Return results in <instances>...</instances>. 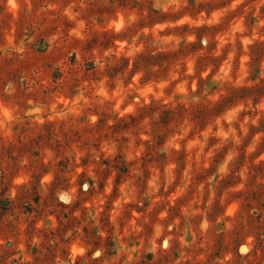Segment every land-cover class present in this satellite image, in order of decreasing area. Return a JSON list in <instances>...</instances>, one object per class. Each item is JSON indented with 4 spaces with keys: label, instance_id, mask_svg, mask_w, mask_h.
Returning a JSON list of instances; mask_svg holds the SVG:
<instances>
[{
    "label": "clouds",
    "instance_id": "1",
    "mask_svg": "<svg viewBox=\"0 0 264 264\" xmlns=\"http://www.w3.org/2000/svg\"><path fill=\"white\" fill-rule=\"evenodd\" d=\"M97 3L98 0H0V8L13 16L20 11L21 4L30 13L35 10L50 29L49 43L53 47L63 48L71 41L73 51L87 53L75 69L61 67L62 80L52 82L46 76L42 78L40 72L23 71L19 88L0 93L3 138L8 145H16L18 137L26 143L46 125L57 130V139H61V129L67 132L70 128L80 131L83 139L89 138L83 130L90 129L94 138L102 113L109 117L103 125L107 132L119 121L138 118L152 106L172 111L182 106L183 116L169 125L166 140L158 149L166 154L167 161L162 170L148 165L146 178L140 163L145 143L153 142L150 118L145 115L142 120L137 119L136 127L117 136L128 138L123 152L131 164L129 175L119 183L118 194L112 198L116 176L113 172L105 181L103 192H97L86 204L88 209H94L91 219L97 234L115 240L114 255H106L104 264H141L145 253H152L157 264H264V249L258 247V236L264 239V228L255 229L240 219L244 197L264 192V174L257 175L255 171L264 166V130L249 135L251 129H260L264 122V97L255 104L253 98L237 99L202 128L189 115L197 106L211 111L224 101L230 89L246 86L250 49L264 44V0H150V10L157 17L151 23L147 19L149 9L112 11L106 18L91 11ZM5 31L0 29V66L19 69L29 59L31 41L26 44L24 39H17L14 30H8L5 36ZM197 34L208 46L193 52L190 47L197 43ZM94 38L95 43L85 50ZM181 45L183 54L170 63L134 70L137 58L146 48L177 53ZM85 59L93 65L91 75L81 69ZM122 61H127L122 74L110 76V71ZM209 79L217 88L201 91L202 82ZM81 117H85L83 122ZM20 128L27 130L26 135L20 136ZM37 151L40 168L46 169L39 177L45 193L56 180L57 162L65 156L74 158L69 164L71 171L65 174L64 190L76 200L80 175L86 173L95 181L97 165L93 161L101 153L105 159L115 156L117 144L112 139H101L96 149L84 147L82 140L62 149L61 156L45 145ZM89 152L88 165L81 166V159ZM221 152L222 160L214 164ZM242 152L243 162L237 166ZM180 153L184 155L182 168L176 159ZM7 164L0 160V168ZM32 164L30 156L18 159L11 177L15 186L31 181ZM213 166L214 171L209 174ZM208 175L213 177L211 181ZM137 178L143 180L142 194ZM228 180L231 183L225 185ZM145 198L147 208H143ZM214 208H219V212L214 213ZM170 209H177L178 214L171 215ZM101 214L106 217L110 233L100 224ZM48 219L54 230V217ZM14 223L16 264H40L42 245L51 244L41 235L43 220L33 225L30 239L25 235L27 222L21 218ZM168 223L185 226L178 233H168ZM75 232L76 235L68 232L65 240L69 247L48 264L83 262L87 242L79 228ZM237 235L244 237L246 257L238 256L234 250ZM33 247L39 250L36 255ZM174 251L179 252L178 259L172 255Z\"/></svg>",
    "mask_w": 264,
    "mask_h": 264
},
{
    "label": "rangeland",
    "instance_id": "2",
    "mask_svg": "<svg viewBox=\"0 0 264 264\" xmlns=\"http://www.w3.org/2000/svg\"><path fill=\"white\" fill-rule=\"evenodd\" d=\"M149 9V15L147 17L149 23L155 21L157 17L150 10V0H98L97 4L93 5L91 11L94 14L103 15L107 18L108 14L112 11H132L137 10L141 12H147ZM255 23V18H253ZM59 21L56 22L59 27ZM43 26V27H42ZM0 29H5L4 35H8V30H14L17 39H24L29 44V59L24 62L21 67L12 68L6 64L0 66V93L10 91L13 88H19L21 86L22 72L23 71H37L47 77L52 82L62 80L64 78V72L61 71V67L70 66L76 68L80 63V59H84L87 56L83 50L73 51L71 41L63 48L53 47L49 43V27L44 25L43 18L36 15L35 10L31 13L25 9L21 4L20 11L17 15L5 11L0 8ZM67 31V30H65ZM95 43V38L92 43L86 46L90 48ZM106 45V41L103 42ZM163 46V45H162ZM207 43L203 41V37L197 34V43L190 47L191 51H196L199 47H207ZM51 49V51H50ZM183 45H181V51L177 53H168L157 51L156 47H148L145 53L137 58L136 67H142L148 69L156 65L168 64L178 55L183 54ZM250 62L247 66V77L245 87L234 88L229 90L228 96L218 104L214 109L209 111L207 108L197 106L190 113L191 119L199 126L204 127L213 115L219 114L223 109L234 102L237 99L253 98L255 104L260 97H264V44H256L250 49ZM204 61H208V58H204ZM214 63V61H211ZM91 61L85 59L81 69L85 74L91 75L94 71ZM127 61H122L121 65L113 68L109 75L114 76L117 73L122 74L123 68L126 67ZM35 79V77H33ZM207 88L209 91H214L217 85L210 79L202 82L200 90ZM156 113H159L156 119H151ZM184 110L182 106H178L175 111L170 109H160L157 106H152L147 110H143V114L138 118H129L127 121L121 120L117 124L109 127L107 132H104L103 125L106 119L109 117L106 113H102V119L99 121L96 128V135L93 138L92 130H83L88 139H83L81 132L75 129H68L67 132L62 129L59 132L61 139H57V130L52 126H45L40 132L28 139V141L21 142L17 140L16 145H8L7 141L3 138V134L0 133V160H6L7 166L0 168V240L3 244H0V264H16V251L15 245L17 243V231L14 222L20 221L23 218L27 222V228L25 229V235L31 238L33 233V225L40 220H43L44 227L41 235L44 240L51 241L50 245H42L44 252L41 253L43 259L40 264H48V262L58 255L62 254V249L69 247L65 237L68 232H72L76 235L75 230L80 229V233L83 236V240L87 242L88 252L82 258L83 262L78 264H104L106 255H114L112 248L115 247V240L111 237L99 236L98 230L94 227V221L91 216L94 214V209H88L86 204L89 199L97 194V192H103L104 183L107 178L113 173H116L114 178V187L112 192V198L117 193V186L125 176L129 175V168L131 166L124 156L123 146L128 143V138L124 136H117L121 132L129 131L136 127L137 119L142 120L147 115L152 123L153 129V142H146L144 156L141 157L140 168L144 170V177L148 175L147 166L156 165L161 167L167 161L165 153L158 151L166 140L169 132V125L173 121L183 116ZM85 120V117H81V122ZM264 130V122H262L260 129H251L250 136L256 131ZM27 130L20 128V136L26 135ZM133 136L136 132L132 133ZM112 139L117 144L116 155L110 159H105L103 154L93 161L97 165L95 169L96 180L93 181L86 173H82L77 180L78 195L74 200L72 195L68 191L64 190L67 187V181L65 174L71 169L69 164L73 162L74 158L65 156L63 159L57 162V176L55 182L50 186L47 193L41 188L39 184V177L42 171L37 159L40 155L37 149L41 145L48 146L50 149L56 152L57 156L63 155L62 149L69 146L70 143H80L83 140V146L98 149L99 141ZM211 143V142H210ZM30 156L33 158V164L31 169L32 179L29 183L23 184L19 187L12 183L11 177L15 174L16 163L21 156ZM91 158V153H87L86 156L81 159V166L86 167ZM223 158V152L218 153L215 157L214 164L219 162ZM243 152L241 153L239 163L243 162ZM177 163L180 168L183 167L184 155L180 153L177 156ZM134 164L135 162H131ZM214 171V166L209 170V174ZM257 175L264 174V166L255 169ZM202 178V177H201ZM210 181L213 179L211 175L207 176ZM225 185L231 183V180L225 181ZM87 184L88 188L85 189L84 185ZM137 185L140 193H143L144 185L143 180L137 178ZM244 201L241 207L243 215L240 217L242 221H247L249 225H252L255 229L264 228V192L259 194L252 193L249 196L244 197ZM147 198L143 201V208H147ZM126 207H136L135 205H128ZM137 211H142V208H137ZM107 211V205L105 207ZM214 213L219 212V208H214ZM76 213H79L77 216ZM170 214L175 216L178 214L177 209H170ZM102 218L100 224L103 228H106L108 232L111 229L108 228L106 217L101 214ZM127 215V213H126ZM49 216L54 217L57 227L52 230V221L48 219ZM11 218V219H9ZM185 225L168 223L166 231L168 233H178ZM190 239V237H188ZM164 239L161 240V247H163ZM234 250L238 256L246 257L248 255L247 245L244 243V237L237 235L233 241ZM131 246V245H130ZM258 247L264 249V239H260L258 236ZM39 250L35 247L32 248L33 255ZM99 253V255H97ZM172 255L175 258H179V252L174 251ZM141 264H157L156 257L152 253H145L142 257Z\"/></svg>",
    "mask_w": 264,
    "mask_h": 264
}]
</instances>
